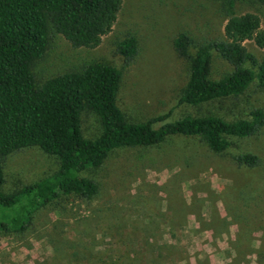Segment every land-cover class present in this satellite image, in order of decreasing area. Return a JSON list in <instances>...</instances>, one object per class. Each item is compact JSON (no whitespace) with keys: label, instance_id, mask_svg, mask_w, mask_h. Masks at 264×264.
<instances>
[{"label":"rangeland","instance_id":"obj_1","mask_svg":"<svg viewBox=\"0 0 264 264\" xmlns=\"http://www.w3.org/2000/svg\"><path fill=\"white\" fill-rule=\"evenodd\" d=\"M219 0H123L112 31L96 48H73L61 36L50 39L34 62L37 85L88 64L101 62L121 72L117 105L127 121L168 115L155 128L195 110L178 104L189 64L173 40L181 33L197 46L223 38L226 16ZM235 14H256L264 28V5L234 0ZM133 35L137 55L125 63L117 45ZM248 51L264 56L253 42ZM233 71L213 52L214 80ZM249 107L264 112V89L253 84L238 99L214 104L228 121ZM229 115V116H228ZM84 137L100 132L97 118L81 116ZM225 154H214L196 138L176 137L149 148L117 150L101 167L81 172L93 180L92 199L63 196L36 211L23 233L0 232V264H264V127L233 139ZM254 154L255 168L233 158ZM59 167L38 148L8 155L3 164L6 194L50 176Z\"/></svg>","mask_w":264,"mask_h":264},{"label":"trees","instance_id":"obj_2","mask_svg":"<svg viewBox=\"0 0 264 264\" xmlns=\"http://www.w3.org/2000/svg\"><path fill=\"white\" fill-rule=\"evenodd\" d=\"M226 16L223 38L206 41L191 54L193 39L181 33L173 40L179 58L189 64L188 79L178 104L195 110L155 128L168 115L145 122L127 121L117 105L121 72L94 62L82 70L53 76L37 85L34 62L44 57L51 37L61 36L73 48H96L108 35L123 0H0V232L23 233L36 211L63 196L92 199L97 184L78 177L103 165L117 150L149 148L176 137L196 138L214 154H225L233 139L255 136L264 127V112L249 107L245 117L228 121L211 110L214 104L236 100L251 85L264 89V56L250 53V41L264 50V28L253 13L235 14L234 0H219ZM264 5V0H257ZM125 63L137 55L133 35L117 45ZM213 52L233 71L214 80ZM83 113L93 114L100 132L86 138ZM229 116V115H228ZM38 148L54 156L59 167L50 176L10 194L2 191L3 164L8 155ZM237 166L258 167L254 154L233 158Z\"/></svg>","mask_w":264,"mask_h":264}]
</instances>
